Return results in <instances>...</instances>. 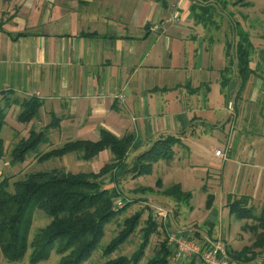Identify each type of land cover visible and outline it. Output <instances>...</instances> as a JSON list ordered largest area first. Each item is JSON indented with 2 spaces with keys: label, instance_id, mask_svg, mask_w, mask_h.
Returning a JSON list of instances; mask_svg holds the SVG:
<instances>
[{
  "label": "crops",
  "instance_id": "1",
  "mask_svg": "<svg viewBox=\"0 0 264 264\" xmlns=\"http://www.w3.org/2000/svg\"><path fill=\"white\" fill-rule=\"evenodd\" d=\"M163 2L0 0V92L41 101L27 124L16 120L20 106L13 105L1 133L12 138L31 128L47 129L45 145L52 148L71 140L96 141L101 129L118 137L133 134L124 164L101 179L121 177L128 161L159 136L178 137L183 147L173 148L174 168L182 169V179L173 183L189 190L194 176L209 184L213 198L206 212L217 215L210 226L225 222L227 244L240 251L254 241L247 226L255 221L235 218L227 203L246 197L254 215L264 207L263 80L252 73L242 81L235 59L226 55V42L197 20L196 2ZM213 88L225 103L223 120L230 121L226 156L189 163L197 131L216 124L206 113ZM110 159L105 149L86 162L97 173Z\"/></svg>",
  "mask_w": 264,
  "mask_h": 264
},
{
  "label": "trees",
  "instance_id": "2",
  "mask_svg": "<svg viewBox=\"0 0 264 264\" xmlns=\"http://www.w3.org/2000/svg\"><path fill=\"white\" fill-rule=\"evenodd\" d=\"M156 1L164 3L163 0ZM239 1L235 0L231 4L235 5ZM218 3L227 6L229 1L219 0ZM198 8L199 6L195 3L192 4L194 11ZM201 8L206 10L203 14H210L213 11V8L210 10L208 6ZM200 17L196 14L198 21H204ZM231 29L237 40L233 56H230V46L226 44V55L235 59L238 75L242 81H245L252 73L256 74L257 72L258 66L254 69L250 67L254 45L249 34L239 25L238 21L231 22ZM260 37L264 40V31ZM232 59L229 60V64ZM224 71H228V66L224 68ZM16 96L11 90L0 92V161L5 154L1 130L6 123L8 109L15 104L19 105L20 109L16 120L19 123L27 124L36 118L41 107V101L35 97L19 99ZM46 130L31 128L26 138L21 137L13 145L10 151V162L12 164L24 162L29 152L35 151L40 145L47 143ZM133 140L134 136L131 133H125L118 137L101 129L96 141H67L49 151L39 153L37 156V161L43 163L51 158H60L74 152L81 160L91 161L101 151L108 149L111 159L97 173L91 171L71 172L52 168L28 172L13 182H10L9 178L1 176L0 256L6 264H24L26 256L29 264H37L46 260L52 251L59 255V264H83L86 262L100 247L101 240L105 235V226L130 205V202H126L122 209L114 210L113 204L118 193L115 189L103 187L101 177L104 173L118 169L124 164ZM180 142V139L173 135L159 136L147 149L133 158L128 171L132 175L134 173H150L152 164L156 160L171 161L174 159L173 148ZM164 195L172 197L178 202L187 201L190 198V192L181 190L180 184H174L165 189ZM208 196L210 197V194ZM207 199L211 201L212 198L207 197ZM147 206L151 211L154 208L150 204ZM227 206L229 213L235 218H251L255 221L254 224L248 226L250 232L254 233L252 244L244 246L240 251L230 253L231 258L238 263L253 261L259 253L264 252V207L258 215H254L252 209L247 207L248 198L246 197L228 200ZM36 209L43 211L49 217V222L30 238V227ZM153 213L149 211L143 221V226L139 229L140 241L134 251L130 255L119 254L108 258L102 264H140L151 236L158 232L164 235V239L160 241L158 248L144 264H170L168 256L171 251L168 248L167 235L170 231L168 219L172 216L173 211L164 218L155 211ZM142 214L143 210L138 209L123 218L117 234L102 248L105 256L118 250L130 236L135 234L140 225ZM162 219L164 220L162 221ZM210 233L211 230L208 231V234Z\"/></svg>",
  "mask_w": 264,
  "mask_h": 264
},
{
  "label": "rangeland",
  "instance_id": "3",
  "mask_svg": "<svg viewBox=\"0 0 264 264\" xmlns=\"http://www.w3.org/2000/svg\"><path fill=\"white\" fill-rule=\"evenodd\" d=\"M191 1L196 2V5L199 6V8L196 9L195 14L199 15V17H202L204 20L203 22H205L204 24H206L205 26L207 27L206 30L214 33V38L219 37L223 42H226V44L230 46V56L234 55V46L237 40V37L234 36L231 29V22L238 21L239 25L249 34L252 44L254 45V50L251 55V65L253 68H257L258 66L254 78H257L258 75L262 78V89L264 90V40L260 37L261 33L264 31V0H240L239 3L235 5L231 4L235 0H228L229 3L227 6H223L221 3H218L219 0ZM205 6H208L210 10L213 8V11H211L210 14H203L206 10L201 7ZM208 50H211V52L207 53V59H211L210 57L212 55V49ZM212 80L214 81L213 78ZM11 98H13V96H11ZM16 98L19 97L16 96ZM210 103L211 109L206 111L208 115L207 117L210 119L213 117L212 121H215L214 123L216 124L206 126L205 128L207 131H197L198 134L196 138L198 139L193 140L196 141L195 144L197 146H194V151L190 154V159L192 161L189 160V163H197L200 165L207 164L212 160H216L214 157L215 151H223V147H226L227 145L226 139L230 129V121L227 122L226 118L223 120V117L228 115L226 114L227 110L225 108V103L219 88H213L210 94ZM233 108L235 112L236 108ZM13 115L10 114L9 118H7L9 124L14 122L12 119ZM27 135L23 137L26 138ZM1 136L5 140V154L0 161V177H7L9 178L10 182L22 178L28 172L50 170L52 168H60L71 172L91 171V167L88 165V162L81 160L79 156H76L77 154L71 155L74 154V152L68 153L67 156L51 158L43 163H39L37 161V156L39 153H43L55 148L45 144L40 145L37 150L29 152L24 162L12 164L10 162V151L13 145L21 139V136L20 134H14V136L11 138L9 133L6 134L4 132L1 133ZM180 144L182 146V142H180ZM185 144H188V142ZM174 163V159L171 161L156 160L152 164L150 173H134V175H132V173L128 171V168L131 166V161H128V168L126 166L125 170L123 168L124 172L119 173L121 174V177L117 175L118 173L116 172L118 177L114 176L110 178L108 176L101 179L102 186L108 189H115L118 193L116 200L120 199L124 202L123 206L119 209H122L126 202H130V205L122 213H118V215L105 226V235L101 240L100 247L97 248L91 257L83 264H102L108 258L115 257L119 254L130 255L140 241L139 229L143 226V221L146 219L149 211L152 212V214H154V211H160L162 215L166 214L165 211L168 213L173 211L172 216L168 219L170 231L167 235V239L169 241L168 248L170 251H172V247H178L180 241L183 242L182 240H177L175 242H173L174 240H171V234L175 232V236L177 237L181 236L192 242H197L200 244H203L206 238L212 239L216 242L219 241L221 242L220 247L222 248L223 252L219 251L218 249V253H227L230 256V253L233 252V249L229 244H227V239L225 238V222L220 224L218 221L217 223L220 225L217 228L210 226L211 223L216 220L217 215L214 213V211L209 212L208 214L206 212V207L210 208L212 205V199L210 201V199L208 200L206 196L208 198H213V195L211 194L210 197L208 196V189L206 185L209 184H206L205 180L201 183L200 181L195 180L193 176V181L191 180L188 182L190 185L189 190H184V188L181 186V190L190 192V198L187 201L178 202L172 197L164 195L165 189L174 184H180L173 183V181L182 179V169H175ZM118 169H120V167ZM110 171L112 172L113 170ZM197 172L200 173L201 171L197 170ZM214 192L217 193L216 190H214ZM218 202L219 199L216 198L215 203ZM147 204L152 205L154 207V211L153 209L151 211ZM206 204H209V206H206ZM138 209H142L143 214L140 225L135 234L130 236L128 241L120 246L118 250L109 256H105L102 252L103 246L114 235L117 234L121 227L123 218L131 215ZM163 220L164 219H162V221ZM48 222L49 217L43 211L38 209L34 210L33 220L30 227V238ZM210 230L211 233L208 234V231ZM253 234L254 233H252V235ZM162 239H164V235L161 232L151 236L150 243L145 250V256L142 258L140 264H144L147 258L155 252ZM191 252L192 251L188 250L189 256L187 257V260L184 261L185 264H205L202 262L199 255H190ZM262 256L263 254H261L259 257L261 258ZM171 257L172 254H169L168 259L170 264H175L171 260ZM23 263L29 264L27 262V256ZM250 263L251 261L245 263L239 262V264ZM0 264H6L5 260L1 256ZM37 264H59V255L55 251H52L46 260H43Z\"/></svg>",
  "mask_w": 264,
  "mask_h": 264
},
{
  "label": "built area",
  "instance_id": "4",
  "mask_svg": "<svg viewBox=\"0 0 264 264\" xmlns=\"http://www.w3.org/2000/svg\"><path fill=\"white\" fill-rule=\"evenodd\" d=\"M215 154L223 157L226 156V153L221 150H216ZM123 203L124 202L120 199L116 200L113 204L114 205L113 209L119 210V208L123 206ZM165 212L166 214L164 215H162L160 211H158L157 213L160 216L165 217L168 214L167 211ZM175 234H176L175 232L171 234L172 235L171 240H174L173 242L177 240L183 241V242L181 241L179 242L178 247L174 245H173L174 247H172L171 260L175 264H185L184 261H186L187 257L189 256L188 250L192 251L190 255H194V254L199 255L202 262H204L205 264H239L236 260L231 258L227 253H226L227 255L225 253H218V249L219 251L223 252L222 248L220 247L221 242L219 241L216 242L212 239L206 238L204 243L200 244L197 242H192L181 236L177 237L175 236ZM251 264H264V253L261 258L259 257L256 262Z\"/></svg>",
  "mask_w": 264,
  "mask_h": 264
}]
</instances>
